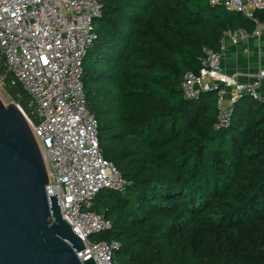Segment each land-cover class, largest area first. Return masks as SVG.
<instances>
[{"label": "trees", "instance_id": "trees-1", "mask_svg": "<svg viewBox=\"0 0 264 264\" xmlns=\"http://www.w3.org/2000/svg\"><path fill=\"white\" fill-rule=\"evenodd\" d=\"M239 28L254 24L208 0L104 3L82 83L100 153L128 183L89 208L111 222L90 241L116 242L114 264H264V106L242 98L217 130L215 93L185 100L180 90ZM2 87L27 110L9 74Z\"/></svg>", "mask_w": 264, "mask_h": 264}, {"label": "built area", "instance_id": "built-area-1", "mask_svg": "<svg viewBox=\"0 0 264 264\" xmlns=\"http://www.w3.org/2000/svg\"><path fill=\"white\" fill-rule=\"evenodd\" d=\"M107 1L0 0V86L9 74L29 97L27 110L18 108L42 154L46 195H56L62 218L82 240L80 262L92 258L95 264H114L119 246L114 241H90L109 230L111 222L89 208L99 193L122 192L128 185L100 153L98 124L83 92V58L96 40L94 22ZM208 4L254 24L252 32L224 31L218 52H207L198 72L186 71L182 77L185 100L215 93L220 130L230 126L233 106L242 98L264 106L260 94L264 70L259 69L249 83H240L222 68L229 47L262 38L264 22L256 14L264 13V0H208Z\"/></svg>", "mask_w": 264, "mask_h": 264}, {"label": "water", "instance_id": "water-1", "mask_svg": "<svg viewBox=\"0 0 264 264\" xmlns=\"http://www.w3.org/2000/svg\"><path fill=\"white\" fill-rule=\"evenodd\" d=\"M0 93V264H95L46 195L48 176L30 127Z\"/></svg>", "mask_w": 264, "mask_h": 264}, {"label": "crops", "instance_id": "crops-1", "mask_svg": "<svg viewBox=\"0 0 264 264\" xmlns=\"http://www.w3.org/2000/svg\"><path fill=\"white\" fill-rule=\"evenodd\" d=\"M223 72L240 83H249L259 69L264 70V34L260 40L251 38L236 47H229L222 60ZM260 94L264 96V82Z\"/></svg>", "mask_w": 264, "mask_h": 264}, {"label": "rangeland", "instance_id": "rangeland-1", "mask_svg": "<svg viewBox=\"0 0 264 264\" xmlns=\"http://www.w3.org/2000/svg\"><path fill=\"white\" fill-rule=\"evenodd\" d=\"M0 93H1V95H2V97H3V99H4V101L6 102L5 104L7 105V104H15V102H13L8 96H7V94L4 92V90L2 89V87L0 86ZM261 110H263V112H264V107H262L261 108Z\"/></svg>", "mask_w": 264, "mask_h": 264}]
</instances>
